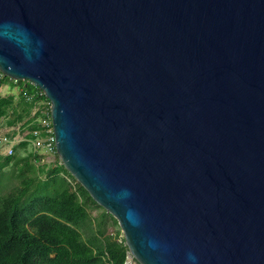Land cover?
Instances as JSON below:
<instances>
[{"label": "water", "instance_id": "obj_1", "mask_svg": "<svg viewBox=\"0 0 264 264\" xmlns=\"http://www.w3.org/2000/svg\"><path fill=\"white\" fill-rule=\"evenodd\" d=\"M0 73L124 264H264V0H0Z\"/></svg>", "mask_w": 264, "mask_h": 264}, {"label": "trees", "instance_id": "obj_2", "mask_svg": "<svg viewBox=\"0 0 264 264\" xmlns=\"http://www.w3.org/2000/svg\"><path fill=\"white\" fill-rule=\"evenodd\" d=\"M3 83L19 87V92L0 95V127L31 128V106L24 97L35 86L6 76ZM16 155L0 156V264H124L128 249L120 228L114 235L108 233L117 221L63 165H37L31 154ZM11 162L19 181H8V190L1 192L3 171ZM35 165L37 173L32 170ZM92 208L102 210L96 215Z\"/></svg>", "mask_w": 264, "mask_h": 264}, {"label": "built area", "instance_id": "obj_3", "mask_svg": "<svg viewBox=\"0 0 264 264\" xmlns=\"http://www.w3.org/2000/svg\"><path fill=\"white\" fill-rule=\"evenodd\" d=\"M2 76L0 73V80ZM24 100L31 106L28 118L31 128L25 129L21 124L0 127V156H13L20 148H23L27 150L26 154H31L37 165H62L54 144L51 102L37 87L28 92ZM23 142L26 143V146L21 145ZM35 158H38V161ZM108 233L114 235V232L108 231ZM121 236L117 240L121 241Z\"/></svg>", "mask_w": 264, "mask_h": 264}, {"label": "rangeland", "instance_id": "obj_4", "mask_svg": "<svg viewBox=\"0 0 264 264\" xmlns=\"http://www.w3.org/2000/svg\"><path fill=\"white\" fill-rule=\"evenodd\" d=\"M5 91L6 92H4V93L8 92V93H13V94L17 95V92H19V87H13L11 90H7V88H6ZM27 149H28V147H27ZM26 151H27L26 149L20 148V150L17 152L16 157L24 156L26 154ZM48 166L49 167H55L53 164H49ZM32 170L34 171L33 173H37V165H35V168H32ZM3 172H4L3 177L1 179V192H6L8 190V188L6 187L7 182L11 181L12 183L16 184L19 181V179H17L16 176H14L17 171H16V168L14 166V163H12V162L4 168ZM10 173H11L12 177L9 176ZM38 174L41 177H44V175H45V174H41V173H38ZM71 181L75 182L74 180H71ZM75 186H77L76 183H75ZM101 210L102 209H99V208H92L90 211L92 212V214L97 215L99 212H101ZM118 229H119L118 225H111V226H109L108 231L114 232V231H117ZM130 263L131 264H137L134 259H131Z\"/></svg>", "mask_w": 264, "mask_h": 264}, {"label": "crops", "instance_id": "obj_5", "mask_svg": "<svg viewBox=\"0 0 264 264\" xmlns=\"http://www.w3.org/2000/svg\"><path fill=\"white\" fill-rule=\"evenodd\" d=\"M6 88H7V90H11L12 89L8 83L0 84V95L13 94V93H8V92L4 93V92H6L5 91ZM17 94H18V92H17Z\"/></svg>", "mask_w": 264, "mask_h": 264}, {"label": "clouds", "instance_id": "obj_6", "mask_svg": "<svg viewBox=\"0 0 264 264\" xmlns=\"http://www.w3.org/2000/svg\"><path fill=\"white\" fill-rule=\"evenodd\" d=\"M125 195H127V193H125ZM189 258L194 259V257L191 256V254H189Z\"/></svg>", "mask_w": 264, "mask_h": 264}]
</instances>
